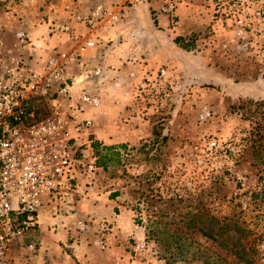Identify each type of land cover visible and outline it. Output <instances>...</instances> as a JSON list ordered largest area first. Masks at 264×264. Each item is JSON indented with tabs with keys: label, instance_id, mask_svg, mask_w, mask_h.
<instances>
[{
	"label": "rangeland",
	"instance_id": "1",
	"mask_svg": "<svg viewBox=\"0 0 264 264\" xmlns=\"http://www.w3.org/2000/svg\"><path fill=\"white\" fill-rule=\"evenodd\" d=\"M160 2L176 5L168 30L154 31L152 11L142 39L125 38V58L109 68L114 77L104 74L105 86L93 84L94 63L73 68L88 87L75 97L100 99L85 115L95 164L94 143L116 148L106 152L107 168L84 181L83 201L115 195L116 215L135 229L129 264H264V0ZM46 5L0 0L2 58L27 63L28 44L16 34L42 25ZM124 7L153 8L137 0ZM238 21L246 52L237 47ZM89 213L76 218L88 229L73 240L95 230L105 244L113 223Z\"/></svg>",
	"mask_w": 264,
	"mask_h": 264
},
{
	"label": "built area",
	"instance_id": "2",
	"mask_svg": "<svg viewBox=\"0 0 264 264\" xmlns=\"http://www.w3.org/2000/svg\"><path fill=\"white\" fill-rule=\"evenodd\" d=\"M175 10L173 2L160 8L171 19ZM63 12L65 20L48 21V38L57 43L66 38L80 51L94 43L80 45L79 26L100 30L119 18L101 5L88 14L72 5L65 6ZM236 25L237 47L246 52L251 47L245 40L242 21ZM16 39L20 44L31 43L22 32ZM76 59L78 56L68 52H58L41 63L37 60L38 66H34L0 56V264H12V244L37 225L43 208H48L52 217L75 215L88 195L89 183L84 181L98 171L92 150V122L85 115L99 108L100 100L85 92L75 97L64 72L67 64L78 62ZM209 116L203 112L200 118ZM207 146L216 149L217 142L211 139ZM76 229L84 232L88 224L78 220ZM95 244L105 248L102 240ZM28 248L35 250L33 245Z\"/></svg>",
	"mask_w": 264,
	"mask_h": 264
},
{
	"label": "crops",
	"instance_id": "3",
	"mask_svg": "<svg viewBox=\"0 0 264 264\" xmlns=\"http://www.w3.org/2000/svg\"><path fill=\"white\" fill-rule=\"evenodd\" d=\"M126 1L47 0L46 17L42 19V25H39L33 32L26 33L31 42L27 46L29 51L25 53L28 57L27 63L38 66L36 65L38 60L36 56L38 55L41 57L39 60L41 63L55 53L68 52L78 56L76 59L78 62L67 64L64 72V77L69 79L73 90L88 89L84 81V74L75 73L73 68L77 66L82 69L89 63L97 65V71L94 73L99 77L93 84L97 83L96 86H99L103 82L105 86L108 81L102 78L104 74L111 78L114 77L109 68L115 67L114 65L119 60L118 57L125 58V38H128L127 35L130 38L136 34L137 39L141 40L142 32L145 33L149 30L147 18L152 11H155L152 14L156 22L155 32L163 33L168 30L171 23L170 16L160 12L162 5L160 0H151L150 2L149 0H137L139 5L147 4L153 8H123ZM144 2L146 3L144 4ZM68 5L77 7L83 14H88L96 5H101L110 15L119 16L118 22L100 30H87L79 26L78 31L82 35L80 45H84L86 41L94 43L93 47L80 51L79 46L66 38H61L59 43L48 38V21L54 18L65 20L66 14L63 9ZM178 11L180 8L177 9ZM16 55L17 53L14 57L19 59ZM29 57L32 60H29ZM105 195H101L100 192L94 194V198L90 199L91 205L89 201H82L74 216L52 217L48 208L40 210L36 220L37 225L12 244L9 252L12 264H129L131 239L135 235V229L125 216L116 215L115 208L118 207V204L115 195ZM87 211L95 218L96 222L107 221L114 225L112 234L105 240L107 247L104 250L95 244L97 242V236L94 235L95 230H91L88 235L81 237L78 243L73 240L77 235L76 218L86 215ZM29 245H33L36 250L32 252L28 248Z\"/></svg>",
	"mask_w": 264,
	"mask_h": 264
},
{
	"label": "trees",
	"instance_id": "4",
	"mask_svg": "<svg viewBox=\"0 0 264 264\" xmlns=\"http://www.w3.org/2000/svg\"><path fill=\"white\" fill-rule=\"evenodd\" d=\"M154 24H156V22H154ZM179 39L180 38H176L174 43L179 45ZM93 148L95 149L96 151L95 153L97 155L96 156L97 157L96 166L98 168L106 169L107 168V163H106L107 153L106 152H111L112 150H116V148L115 147H104L103 148L101 146H98V144H95V143L93 144Z\"/></svg>",
	"mask_w": 264,
	"mask_h": 264
}]
</instances>
